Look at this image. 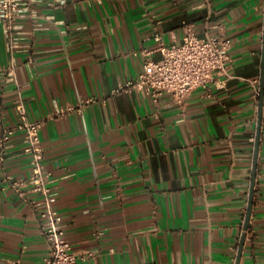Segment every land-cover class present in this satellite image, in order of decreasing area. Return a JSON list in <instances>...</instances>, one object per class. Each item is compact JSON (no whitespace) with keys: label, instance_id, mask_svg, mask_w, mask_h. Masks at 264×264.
<instances>
[{"label":"crops","instance_id":"0c3cea01","mask_svg":"<svg viewBox=\"0 0 264 264\" xmlns=\"http://www.w3.org/2000/svg\"><path fill=\"white\" fill-rule=\"evenodd\" d=\"M38 0L31 51L15 55L10 81L0 27V134L18 123L22 98L40 131L55 210L82 264H236L260 148L241 264H264V0ZM184 23L200 37L218 25L233 41L231 63L184 105L112 92L138 77L152 37L180 44ZM31 32V21L19 22ZM28 45V40L23 41ZM260 90L256 97L255 90ZM264 101V100H263ZM80 107L52 117L59 107ZM260 119L262 120L261 127ZM23 134L0 172V264H45L44 219L3 174L31 175Z\"/></svg>","mask_w":264,"mask_h":264},{"label":"built area","instance_id":"2783aa9c","mask_svg":"<svg viewBox=\"0 0 264 264\" xmlns=\"http://www.w3.org/2000/svg\"><path fill=\"white\" fill-rule=\"evenodd\" d=\"M67 1L61 0L59 5H64ZM37 2L38 0H0V27L7 38L10 55L7 70L10 81L16 80V53L33 49L34 33L40 26V16L34 10ZM24 20L31 21V32L22 31L23 27L19 22ZM183 29L184 38L180 44L167 45L160 32L148 37L155 41V51L161 55V59L154 60L150 58L151 52H144L143 69L138 77L120 84L112 94L136 91L156 103L167 96L172 102L184 105L195 90L206 87L219 75H226L232 61L230 51L233 41L226 36L225 27L218 25L215 33L204 37L198 36L193 23H184ZM24 40H28L29 44L24 45ZM255 93L258 97L260 90L256 89ZM75 111H80V107H59L52 117H66ZM16 112L18 123L14 127H4L0 134V172L5 169L9 159L8 150L18 132L23 134L24 154L30 159L32 171L28 178H15L4 173L2 179L23 201H28L31 193L42 196L41 203L32 202V205L36 210L39 206L44 207L40 217L44 219L43 234L49 251L45 264H82L92 255H78L73 250V245L65 238L63 218L54 208L57 192L51 175L44 166L45 156L40 137V131L47 121H31L22 98L16 103Z\"/></svg>","mask_w":264,"mask_h":264},{"label":"water","instance_id":"95a60500","mask_svg":"<svg viewBox=\"0 0 264 264\" xmlns=\"http://www.w3.org/2000/svg\"><path fill=\"white\" fill-rule=\"evenodd\" d=\"M263 100H264V64H263V69H262V74H261V114H262V108H263V103H264ZM261 123H262V120L260 119V124H259L260 127H261ZM259 148H260V131L258 132L257 139H256L254 173H253V179H252L251 189H250V200H249V206H248L247 215H246V219H245V223H244V233H243L242 238H241V243H240V247H239V251H238V257H237L236 264H241L243 249H244V245H245L246 237H247L246 232L248 231V229L250 227V220H251V216H252L253 203H254Z\"/></svg>","mask_w":264,"mask_h":264}]
</instances>
